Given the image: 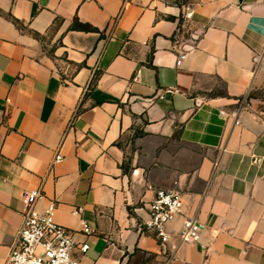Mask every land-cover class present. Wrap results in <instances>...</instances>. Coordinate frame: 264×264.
Masks as SVG:
<instances>
[{
	"label": "crops",
	"instance_id": "1",
	"mask_svg": "<svg viewBox=\"0 0 264 264\" xmlns=\"http://www.w3.org/2000/svg\"><path fill=\"white\" fill-rule=\"evenodd\" d=\"M261 89L264 0H0V264L39 187L80 264H264ZM157 190L197 243L143 232Z\"/></svg>",
	"mask_w": 264,
	"mask_h": 264
},
{
	"label": "built area",
	"instance_id": "2",
	"mask_svg": "<svg viewBox=\"0 0 264 264\" xmlns=\"http://www.w3.org/2000/svg\"><path fill=\"white\" fill-rule=\"evenodd\" d=\"M185 57V53L180 54L178 64ZM166 93L173 94V90L168 89ZM160 99H164V96H160ZM60 160L61 156L57 154L55 162ZM41 197V187L23 194L25 210L22 224L5 264H80L75 251L86 254L89 245L77 244L73 232L56 222L57 208L54 202L49 203L45 210L39 211L37 203ZM183 208L184 203L178 193L157 190L148 205L147 217L142 222L143 232L166 244L170 240L168 225L181 217L183 224L178 235L179 242L197 243L205 225L195 216H186ZM80 212V209L76 211L78 214ZM81 226L83 235L90 236L94 233L85 220L81 221Z\"/></svg>",
	"mask_w": 264,
	"mask_h": 264
},
{
	"label": "trees",
	"instance_id": "3",
	"mask_svg": "<svg viewBox=\"0 0 264 264\" xmlns=\"http://www.w3.org/2000/svg\"><path fill=\"white\" fill-rule=\"evenodd\" d=\"M16 25H19V22L17 20H13ZM72 28L75 30H81L85 32H97L98 30L94 27H92L90 24H83L78 21V19H75Z\"/></svg>",
	"mask_w": 264,
	"mask_h": 264
},
{
	"label": "rangeland",
	"instance_id": "4",
	"mask_svg": "<svg viewBox=\"0 0 264 264\" xmlns=\"http://www.w3.org/2000/svg\"><path fill=\"white\" fill-rule=\"evenodd\" d=\"M251 97L261 102V107H264V89L258 90L251 94Z\"/></svg>",
	"mask_w": 264,
	"mask_h": 264
}]
</instances>
